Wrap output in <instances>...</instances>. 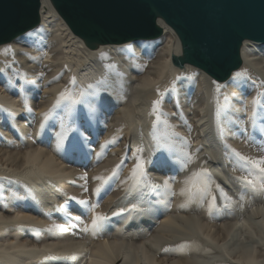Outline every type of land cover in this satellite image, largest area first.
I'll use <instances>...</instances> for the list:
<instances>
[{
	"label": "bare ground",
	"instance_id": "bare-ground-1",
	"mask_svg": "<svg viewBox=\"0 0 264 264\" xmlns=\"http://www.w3.org/2000/svg\"><path fill=\"white\" fill-rule=\"evenodd\" d=\"M29 3H31V6L35 3L34 8L37 9L39 18L28 27L31 23V13L33 11L24 13L21 26L25 29L16 35H14V30H11L0 38V50L8 45H11L14 49V55L12 53L8 56L0 55V69H3L0 72V104H3L14 114L12 118H9L6 113L0 112V178L7 177V179H0V264H140L139 261L141 260L144 261L142 264H153L155 260L153 262L151 259L148 260V256L144 260L145 255L142 257L143 259H140L141 255L135 254L134 249L131 247L159 246L156 253L161 252L160 254L164 255L163 247L166 248V245L169 244L161 245L159 243L161 239L158 236L160 224L159 226L156 224V219L158 215L166 210L165 203L167 202L165 201L167 200L157 203L156 201L162 194L165 199H168L171 191L163 187L158 190L149 188L143 196L139 195L140 197L133 199L125 194L127 186L123 191V195L121 194L122 197L114 199L112 198L114 196L113 187V192H110L112 197L106 196L105 199L111 197L110 199L114 200L108 202L107 199L108 206L105 205L106 207L103 209L110 220L100 232L109 233L114 218L117 217L113 213L121 212L122 214V211L132 209L134 205L139 211L126 212H130L132 216L141 213L142 216L139 215L138 220L125 222L126 224L122 222L120 227L118 226L119 228L116 229V233L115 230L113 233V229H111L112 234H115V239L107 237L113 241H108L107 238L108 240H105V242H97L96 239V243L89 245L86 242L88 239L85 241L86 235L84 237V232L81 229L83 225H86L84 220H88V213L84 211V206L70 199L72 196L80 199L81 195L80 190L78 191L75 188L77 185L71 183V179L75 177V174L73 171L72 173L65 170L66 167L64 168V166H71L67 165V162H64L66 165L62 163L66 158H63L62 162L58 160L60 163L56 162L58 157L56 159L55 156L54 158L50 155L51 149L53 152L55 151L51 146L48 153L47 148L49 147L47 146L51 137L54 135V137L59 138L66 133L67 139H69L68 134L72 129L79 127V130L75 129L79 132L72 131L77 136L71 132L70 136L73 134L72 140L70 139L68 145L65 146L69 148L70 143L73 146L71 141H76L78 146L82 144L83 147H86L88 140H90L91 145L88 147V151L98 154L110 146L102 147L106 140L128 131L127 135L131 137L133 145L132 152L136 153L137 148H143L142 154L148 161L146 164L147 172L151 169L162 171L160 175L153 179L155 183L162 184L165 179H168L167 173L172 174L171 172L175 170L177 158L182 162L184 159L182 153H191L189 147L197 150L202 142L196 140L193 144L191 142V144L187 143L185 149V146L181 144L182 139L171 137L169 150H156L155 140L151 135V127L155 117L149 115L152 102L160 99L156 90L159 89L161 92L166 93L163 97V101L165 100L163 111L170 114L167 119L171 125L175 126V132L179 133L180 137L186 138L187 141L189 136L186 137L178 131L176 121L171 122L173 121V115L186 114L190 106H194L199 102L197 99L204 102L203 112L210 113L215 108V98L219 96L222 105L225 103L229 105L227 111H223L215 123L213 121L209 122L210 124L205 123L206 116H202L203 118L200 120L198 127L207 139L217 136L215 143L212 142L215 146L222 140L237 149L230 143L234 139L228 140L233 133L230 123L235 121L236 117L250 116L256 111L257 118L260 119L258 123L261 130L264 131V106L261 104L254 106L252 104L253 99L258 97L257 94L259 95L264 91V85L261 84L264 81V43L244 38L238 47L239 58L237 61L239 65L223 79H217L204 68L198 66L196 61L192 59V50L189 51L185 47L182 34L179 35L177 30L173 28V21L161 13L156 12V25L160 30L158 36L144 40H123L122 37L115 39V35L113 36V34L96 24L76 19L72 20L64 13L62 2L40 0L39 3L33 1ZM101 52L107 53L110 59L101 61L99 59ZM32 57L35 59H32ZM110 63L116 65L117 71L124 74L123 77L117 76L115 72L106 73L104 66ZM8 65H11V67H8ZM244 70H247L251 77L250 80L244 77L234 79L237 72ZM41 73H43V76L40 75ZM105 75H108V83L98 85L100 91L95 96L82 98L78 95L87 84L96 83ZM56 77H59V79H54ZM72 77L76 78V85L70 84ZM214 81L222 86L219 93L216 92ZM173 83H175L176 90L167 92L166 90L172 88ZM65 88H68L76 95V99L82 102L73 104L72 100H66L60 108L53 109L59 94ZM225 96L228 97L227 101L224 99ZM142 100H144V103H140ZM209 103L213 104L214 107H210ZM28 108H31L32 112H29ZM50 110H52L51 116L45 122L42 114ZM79 114H85L84 122L75 120L74 117ZM197 116L199 117V115ZM103 121H108L111 124V130L109 132V129H107L109 133L106 131L108 134L104 139V143L101 141L102 145H100L101 143L98 141L97 144L95 137L93 139L88 138L86 132L87 130L92 134L97 132L103 124L106 125ZM68 122L73 123L71 127V123ZM42 123L45 125L44 128H41ZM66 123L69 128H66ZM55 125L60 127L52 131ZM121 129L122 131H119ZM163 131L162 126L161 133ZM59 133L61 134L59 135ZM82 137L87 139L84 140ZM97 139L101 140V137ZM35 141L39 143V149H37ZM94 141L99 145L98 147L92 144ZM141 142L145 143L140 144ZM33 144L37 148H34ZM212 144L211 146H213ZM40 145H44L45 149ZM113 146L111 148L114 149ZM222 147L223 149L220 152L218 151L219 156H217L222 160H211L207 165H203L201 160H197L190 171L185 173L182 178L179 179L178 177L177 183L180 191L184 187V179L201 167L207 168L211 174H214L217 170L214 167H217V165L226 168L233 166V158L225 156L227 149L224 144ZM68 148H65V150H68ZM69 149H71V146ZM80 149L82 148L80 147ZM80 149H77V153L73 152L72 159L80 160L79 162L86 161V157L81 156V159L79 156L78 151H81ZM113 149H111L112 152L117 151ZM65 150L62 152L63 155L67 153ZM55 153L58 155V152ZM87 155L89 156V154ZM60 159H62V156H60ZM111 172L110 168L109 171L105 170L101 175L109 176ZM225 172L222 169L218 176H212L217 182L223 178L221 175L226 174ZM124 177L126 178V176ZM50 179H55L52 182V188H50L52 199L47 203L40 196H37V201L31 200V194L34 197L36 196L35 191L32 189L48 187L51 184ZM121 181H124V178L120 173L117 182ZM80 182L77 180L74 183L80 184ZM89 186L91 187V185ZM96 186L97 183L92 181V188H89V190L91 189L94 193L93 190ZM118 188L120 190L121 187ZM213 191H216L215 188H213ZM239 191L241 190H232L229 195L234 200H238ZM90 194L89 192V196ZM90 199L87 198L86 200L89 201ZM95 200H97V197ZM95 200L93 199V203ZM219 200L220 197L217 194V202L222 204L223 201ZM185 202V196L181 199L175 198L173 207ZM63 204L68 206L66 213L58 210L59 206ZM188 208L193 209V212L197 209L198 212L202 210L196 204H192ZM203 212L205 214L207 211L203 209ZM197 215L196 217L187 216L185 220L190 219L198 232L200 230L197 226L202 228L204 225L201 214ZM217 215L221 216L222 214H216L215 217ZM77 216L80 217L83 223L74 219ZM121 218L123 221L122 216ZM130 218L132 219V217ZM90 220L86 222H91ZM116 223L117 221L112 226ZM57 224L68 227L69 231L67 233L47 231V229ZM197 232L194 238L201 240L199 247L180 249L177 246L178 244H175L177 246L175 250L179 252L180 258L167 261L165 260L167 257L164 255L166 258L163 257L161 261L172 262V264H215L218 260L211 258L217 260L214 263L209 258L214 250L208 247L205 238L200 237ZM253 249L256 248L247 246L242 249V252L250 253ZM131 250L134 256L127 253L128 251L132 253ZM175 250L173 249L174 254L176 253ZM173 251L172 253L170 251V253L173 254ZM147 252H150V249ZM168 252L164 251L166 254ZM74 255L80 258L78 260L62 259ZM53 257L61 259H52ZM155 259L157 260V258ZM219 262L221 261L219 260ZM252 262L255 261L252 259Z\"/></svg>",
	"mask_w": 264,
	"mask_h": 264
},
{
	"label": "rangeland",
	"instance_id": "rangeland-1",
	"mask_svg": "<svg viewBox=\"0 0 264 264\" xmlns=\"http://www.w3.org/2000/svg\"><path fill=\"white\" fill-rule=\"evenodd\" d=\"M261 65L263 66V64H261ZM261 93H264V91L261 92ZM190 96H192V94H190ZM257 96L259 97V99H261L263 97V99H261V101H262L261 105L264 106V103H263L264 102V96H260L258 94H257ZM197 100L199 102H197L194 106H190L189 109H188L189 111L186 114H183L184 116L182 114L179 115L180 117L178 115H173L174 116L173 117V121H171L172 123H174V121H176L175 124L177 125V127L179 129L178 131L181 132V134L186 135V137L189 136V137H187L188 144L190 142L193 144L196 140H199L202 143L198 146L197 150H194L193 148L191 149V147H189V150H191V154L194 156V162L190 163L186 170L179 169L181 167L180 166L181 161H179L178 158H177V165L178 166L176 165L175 166V170H173L171 172L173 175L169 174V173H167V175H166L168 177V179L169 178H174V180H170V182L172 183V189L169 190V191H171V192L174 191L176 194L175 195L170 194V196H168V199H165V196H163V194H162L161 196L158 197V199L156 201V203H157V202H160L162 200H167V201H165V202H167V203H165V209L166 210L163 211L160 215H158V218H157L158 220L156 219V224L158 226L160 224V226H159L160 227V229H159L160 231L158 232L160 235L158 234V236L161 237L160 240H162V242H160V240H159V243L161 245L169 244V245H166V248H168V249L170 248L171 249L170 250L171 253H172L173 249L175 250V247H177L178 245L183 244L185 242L189 243V247L188 248L196 247L193 244V242H198V245H200L201 244V240L194 238L196 236V232H197L196 231V226L194 225V223H191L190 219H188V220H185V219H186L187 216H195L196 217V216H198L197 214H201V216L203 217V225H204V227L200 228V226H197L198 229L200 230V231L197 232V234H199L200 237L205 238L206 244L208 245V247L210 249L212 248L214 250V251L211 250L212 254H210L209 258L210 259L211 258L212 259L213 258L217 259L218 261L211 259L212 261H214V263L217 261L215 264H249V263L251 264V263H253L252 259L257 264H264V254H263L264 253V197L254 196L251 192H249L246 195L245 202L243 204V209L242 210L241 209L238 210V207H237L233 211L223 212V213H221L222 214L221 216L217 215L216 217L215 216L210 217L207 212L204 214L203 209L207 211V209H206L207 205H205L202 208V210H199L200 213L198 212V209L194 210V212H193V209H191V208H187V209L181 208L180 205H182V204H180L177 207H173V202L175 201V198L181 199L183 197V195H181L180 187L178 186V183H177L178 177L180 179V177L182 178V176L185 175V173L190 171L194 167V164H195V162L197 160L198 161L201 160L203 165H205V164L207 165L209 163V161L211 162V160L212 161L213 160L214 161L215 160H222V158H218L217 156H219L218 153L221 151V149H223L222 146H223V144L225 142L220 140L218 142V145L216 144V146H215L214 144H212V142L215 143L214 141H216L217 136H214L212 139L211 138L207 139V137H205L202 134V132H200V128L198 127V125L200 123V120L203 118L202 116H206L207 120L205 121V123H207V124H210L212 121L214 123H215V121L217 122L218 118L216 116V110H215V108H213V111H211L210 113L209 112L208 113L203 112L204 102L201 101L200 99H197ZM164 102H165V100H164ZM140 103H144V100H142V102H140ZM167 105H168V103H167ZM209 105H210V107H214L213 104L209 103ZM199 108H200L201 114H200ZM254 112L256 113V111H254ZM197 115H199V117ZM252 116H253V113L250 116H244V117H240V118L238 117L239 119L236 117L235 121L230 123V125H232L231 129H233L232 130L233 133L231 134L233 137L230 135L228 140L229 139H231V140L234 139L231 142L230 141L229 142L233 146H235L238 149V151H240L242 154L251 155V156H264V151H261V147H260L262 144H264V131L261 130L260 124L258 123L260 119L257 118V115H256V118H255V121H253L251 119ZM175 117H178V118H175ZM74 118H75V120H78L79 122H84L83 120L85 118V114H79V115H77ZM68 123H71V122H68ZM103 123H106V125L103 124V126L100 127L101 129L99 128L98 131L93 133V134L89 130H87L86 134L88 135V138L93 139L95 137L96 142L98 141L99 143H101V141H102L104 143V139H105L106 135L111 130V124H109L108 121H103ZM72 124L73 123L70 124V127H71ZM113 125H115V124H113ZM65 126H66V128H69V125L67 123H66ZM59 127H60L59 125L58 126L55 125L54 129H52V131L57 130V128H59ZM75 129L79 130V127H74L72 129L73 132H79V131H77ZM107 129H109V132L107 131ZM151 129H152V127H151ZM71 132H70V134H71ZM127 132L128 131H124L120 136L117 135L118 137L111 135L112 137H110L108 140H111L114 137L115 138L117 137L116 143L115 144H109L110 146L108 145L109 147L106 148L105 151H103L102 153H98V154L97 153L95 154L92 151L91 152L88 151V149H89L88 147H90V145H91L90 144V140H88V144H87L86 147L85 146L83 147L82 144H81V146L79 145L82 149H80V147L78 146V142H76V141H75L76 143L74 141H71L72 144H73V146H72L71 143H70L71 149H69L70 146H69V148L66 147L65 145L66 144L68 145V143L70 142V139H71V137H73L72 135L74 133L71 136H70V134H68V136H69L68 138L69 139H66V141H65L64 150H65V148H68V150L67 149L65 150L67 152L66 154L63 155L62 152H60V153H58V155H56L57 153H55V152H57V151L53 152L52 149L50 150L51 151L50 152L51 156H53V157L55 156L56 159L58 157V159L56 161L57 163L62 162L66 158L62 163L67 162L68 163L67 165H71L72 166V167L71 166H64L65 163L63 164L64 168L66 167L65 170H68V172L69 171H71V172L73 171L74 174H75L74 176L77 178V180L81 181L80 184H77L78 182L77 183H73V182L77 181L75 177H72L73 180L71 179V181H72L71 183H73L72 185H77V187L75 186V188H77L78 191L80 190V192H79V193H81L80 199L81 198L82 199L83 198L84 199H87V198L90 199L92 197L89 200V202L91 201L93 203V199L95 200L96 197H97V200H95L94 203L97 201V202H99L101 204L100 207H102V208L97 209V211L100 210V212H102V213H106L105 210H103V209H105V207H106L105 205L108 206V202L113 201L115 198L119 199V198L122 197L123 191L128 186V184L124 183V185H123V181L117 182V181H119V178L118 179H113V180H111L109 182L110 185H111V189L108 190L107 193L102 191L100 193L101 196L100 195L97 196L95 193H92L91 189L89 190V188H92V181H93V183H97V185L99 183L98 181L96 182V180L93 179L94 176L101 175V174H103V172L105 170L109 171L110 168L113 171L114 169H116V166L118 164L121 165V167H120V169H118V171L122 174L124 180L129 177L130 171H131V169L133 167V164L136 163V160H135V157L133 155L134 153L131 150V148L133 146L132 145V140H131V137L127 135ZM142 132H144V131H142ZM60 134L61 133H59V135ZM64 134L63 135L65 137H67V134L66 133H64ZM145 134H146V132H145ZM75 136H77V134ZM96 137L97 138L101 137V140L97 139ZM52 138L56 139L57 137L56 136L54 137V135H53V137H51V140H50L51 142L49 141V144L47 146V147H49V148H47L48 153H49L48 149H50V146H51V148H53V150H55V147H56L55 141L56 140L58 141V139H59V138H57L56 140H54ZM52 140H53V143H55V144L52 143ZM67 140H69V141L67 142ZM127 140H129V141H127ZM183 141L181 142V144L184 145L185 149H186V146L188 144L185 145V142H183ZM36 142L37 141H35V144H37L36 146L38 147L39 143L38 142L36 143ZM98 142H97V144H98ZM144 143L145 142H141L140 144H144ZM35 144H33V146ZM92 144L94 146H97V147L99 146V145H97L95 143V141L92 142ZM211 144L213 146H211ZM52 145L55 146V147H53ZM100 145H102V143ZM117 145L119 147H116ZM243 145H245V146H243ZM41 146L42 145H40V147ZM76 146H78V147H76ZM111 146H113L114 149L111 148ZM37 147L34 146V148H37ZM240 147L241 148L243 147V148L241 149ZM43 148L45 149V147H43ZM110 148L113 149V150H117V151L112 152V150ZM117 148H119V149H117ZM123 148H124V150H122ZM37 149H39V147ZM77 149L81 150V151H78L79 152V156L80 157L81 156L82 157H86L87 158L86 161H81L82 162L81 163V162H79L80 160L76 161V159H72L73 158L72 157L73 154L75 152L77 153ZM141 149H143V148L141 147ZM244 149H246V150H244ZM70 150H72V151H70ZM192 150H194V151H192ZM87 154H89V156ZM214 154H215V156H214ZM60 156H62V159H60ZM82 157H81V159H82ZM73 160H75L76 162H74ZM223 160H224V158H223ZM121 161H123L122 164H121ZM109 164H110V166H109ZM104 167H106V168H104ZM214 168L217 169V170L212 175L218 176V174L222 171V169H224L226 171L225 172L226 174H224V175L222 174L221 176L223 178L220 179L219 181H217V183H219L225 189V191L228 192V194L232 190H241L238 193V198H239V195L242 192V188H241V185L237 181H235L233 179V177L244 175L245 173H243V172H241L239 170L233 171V166L229 167V168H226L224 166L217 165V167H214ZM89 169H90V171H89ZM146 169H148V168L146 167ZM150 171L148 172V174L152 175V176H149L152 181H153V179L156 178V176H158V175H160L162 173V171H154L152 169ZM85 172H88V179L90 177V179L88 180V186L91 185V187L89 186V188H88V191L91 193L90 196H89V192H85L84 190H82V187H80V185L83 184L82 183L83 181L79 179V176H81V174H83ZM124 176H126V178ZM50 180H51V184H49L48 187H42V188H38V189L33 188L32 189V190L35 191V193H36L35 195L36 196L34 197L31 194V196H30L31 200L37 201L38 200L37 196H40V198L44 199L45 203H47L48 201H50L52 199V192H51L50 188H52V182H54L55 179H50ZM115 183L117 184V187H116ZM113 187H114V189H113ZM118 187H121L120 190L122 191V193H121V191L119 190ZM112 189L114 191V193H113L114 196L113 197H112V194H110ZM87 195H88V197H87ZM81 196H84V197H81ZM106 196H111L114 199L113 200L110 199L111 197H109V199H108V197H107L108 202L106 203V200H107V199H105ZM130 197L134 199L135 197H140V196L138 194H133V196L130 195ZM220 200H221V198H220ZM166 206H167V208H166ZM201 211L203 212L204 215L202 214ZM139 215H140V217L142 216L141 213L136 215V216H132L130 212H126V211L125 212L122 211V214L116 215L117 217L114 218L113 223H115L117 221V223H116L117 225L114 224V226H116L117 228L112 226L113 223L111 225V229H113L112 230L113 233H114V230H115V233H116V229H118L120 227L122 222L124 224L125 222L128 223V222H131L133 220H138L140 218ZM87 216L86 217L88 218V220L86 219V221H89L91 216H92V213H88ZM121 216L123 217V221H122ZM130 217H132V219ZM124 218H126V219H124ZM86 221L84 220V223L86 225H90L91 222H86ZM159 221L161 223L163 221V223L161 224ZM86 225H83V227H81V229H83ZM111 229L109 230V233L108 232L107 233H101L100 232L101 235L99 233L95 237L92 236L91 233H87L86 234V232H84V231H82V232H84L83 233L84 237H85V235L87 237V238L85 237V241H86V239H88V241H86V242H88L89 245H90L92 243H96V239H97V242H105V240L109 239L108 237H110L111 239L114 240L115 239V237H114L115 234H112ZM113 240L109 239L108 241H113ZM170 244H171V246H170ZM172 244H174V245H172ZM175 244H178V245L176 246ZM247 246H250L252 248L254 247L256 249L255 250L254 249L251 250L250 253L249 252L248 253L247 252H242V249L244 247H247ZM131 248L134 249V253L135 254L138 253V254L141 255L140 259L144 258V260H145L146 257L148 256L147 257L148 260L151 259L152 262H153V260H155L156 264H172V262H163V261H161V259H163L164 255H166L167 259H165L166 257H164V259L167 260V261H170L173 258H175V260L180 258V254L176 250H175V252H176L175 254H174V251H173V254H171L170 251L167 253L168 255L166 253H164L165 246L163 247V250H162L164 255L160 254L161 252L160 253H156L157 249L159 248V246H154V245L151 246L150 245V247L149 246H143L142 248H140V247L139 248L138 247L134 248L132 246ZM188 248H185V249H188ZM138 249H140V250H138ZM149 249H150V252H147V251H149ZM125 250H126V248H125ZM131 252H132V250H131ZM145 252H146V254H145ZM127 253H129L131 255L134 254L133 252L130 253V251H128ZM169 254H171V255L169 256ZM151 255H152V257H151ZM216 255H217V257H216ZM219 255H221L220 256L221 259L219 258ZM155 258H157V260ZM219 260L221 262H219ZM141 261H139L140 264L144 263L143 260H141ZM249 261H251V262H249ZM155 263L153 262V264H155Z\"/></svg>",
	"mask_w": 264,
	"mask_h": 264
},
{
	"label": "water",
	"instance_id": "water-1",
	"mask_svg": "<svg viewBox=\"0 0 264 264\" xmlns=\"http://www.w3.org/2000/svg\"><path fill=\"white\" fill-rule=\"evenodd\" d=\"M40 0H0V38L21 26L24 13H31L30 27L38 11L29 2ZM62 2L72 20L96 24L115 39L144 40L158 36L156 12L173 21L182 34L192 59L217 79L237 67L239 45L250 39L264 43V0H54ZM117 42V41H115Z\"/></svg>",
	"mask_w": 264,
	"mask_h": 264
},
{
	"label": "snow or ice",
	"instance_id": "snow-or-ice-1",
	"mask_svg": "<svg viewBox=\"0 0 264 264\" xmlns=\"http://www.w3.org/2000/svg\"><path fill=\"white\" fill-rule=\"evenodd\" d=\"M31 35V33H29ZM130 47V46H128ZM10 53L14 55V49L11 47V45H8L4 47L2 50H0V55L8 56ZM32 59H35L32 57ZM99 59L101 61L103 60H109L110 57L107 53L101 52L99 54ZM8 67H11V65H8ZM66 67V66H65ZM106 69V73H113L119 77H123V73L117 71L115 64H107L104 66ZM3 69H0V72H2ZM43 76V73L40 74ZM241 77L251 79L249 76L247 70L237 72L234 79H239ZM54 79H59V77H56ZM108 83V75H105L101 80L97 81L96 83H89L86 85V87L78 93L80 97H88V96H95L99 91L98 85L101 84H107ZM216 85V92L219 93L221 89V85L219 83L213 82ZM71 85H76L77 80L75 77H72L70 80ZM262 85H264V81L261 82ZM175 83H173L172 88L167 89V92L175 91ZM158 95L160 96V99H156L152 102V108L149 113V115L154 116L155 120L152 125V133L153 139L155 140V148L157 151H165L169 150V141L171 137H179L180 139L184 140L185 144L188 143L186 138L180 137V134L175 132V126L171 125L167 119V117L170 115L169 113H166L163 111V97L165 96V92H161L159 89L156 90ZM260 96H264V93H260ZM225 101L228 100V97L225 96ZM66 100H72L73 104H79L82 101L76 99V95H74L68 88H65L64 91H62L59 94V98L57 99L55 105L53 106V109L60 108L62 103ZM252 104L260 105L261 101L259 97L253 99ZM27 107V104L25 105ZM229 108V105L227 103L221 104L219 96L215 98V110H216V116L219 119L223 111H227ZM29 112H32L31 108H28ZM0 112L6 113L9 118H12L14 114L7 109L3 104H0ZM52 110L49 112L43 113V119L45 122H47L51 116ZM34 114V113H33ZM256 113L253 112V116L251 119L255 121ZM44 124H41V128H44ZM161 126H163V133H161ZM119 131H122L119 130ZM67 137L61 135L57 141L55 151L58 153L63 152L64 145ZM82 139L86 140V137H82ZM116 138H113L111 140H106L104 145L102 147H105L109 144H115ZM224 147L227 149L225 152V156H230L233 158V171H241L245 173L244 175L235 176L233 179L237 181L242 188V192L239 195L238 200H234L232 196L228 194L225 189L216 182L215 178L212 176V174L207 170V168L201 167L200 169H197L193 171L190 175H188L183 183L184 187L181 190V195L186 197V202L182 205H180L181 208H188L192 204H196L199 207L203 208L205 205H207V213L210 217L215 216L216 214H220L223 212H230L233 211L235 208L243 209V204L245 202V198L247 193L251 192L254 196L258 197H264V156H250L242 154L237 149L233 148L231 145H228L226 142L224 143ZM261 151H264V144L261 146ZM143 149L137 148L136 153H134V157L136 160V163L133 165L130 175L127 179L123 181V183L128 184V187L125 189L126 195H133L138 194L140 196H143L147 189L152 188L153 190H158L161 187L171 190L172 189V183L170 180H174V178L165 179L162 184H157L154 181L151 180L149 177V174L146 170V164L148 161L143 156ZM184 159L182 160L180 166L181 170H186L188 168V165L190 163L194 162V156L191 153L183 152L182 153ZM123 161H121V164ZM121 165H117L116 169H114L109 176L104 175H97L94 176L93 179L98 181V185L93 190L94 193L99 196L102 191L107 193L108 190L111 189L110 181L113 179H118L120 176V172L118 169H120ZM0 179H7V177H3ZM80 180L83 181V184L80 185V187L83 188L85 192L88 191V173H83L80 177ZM131 181V183H129ZM74 183V182H73ZM213 188H215V192L213 191ZM172 195H175L176 193L174 191L171 192ZM217 194L223 201L222 204H218L217 202ZM71 200L76 201L79 205L84 206V211L86 213H92L91 216V223L90 225H86L82 231L86 233H91L92 236H97L100 231L107 225L108 221L110 220V217L102 213L100 211H97V209L100 208V203H90L86 199H78L75 196L70 197ZM170 206V205H169ZM67 204H63L59 206L60 211L67 212ZM126 211H139V209L134 205L132 209H127ZM121 213H113V215H120ZM77 221H80V223H83L82 220H80V217H74ZM49 232L53 233H67L69 231L68 227H65L63 225H53L51 228L47 229ZM193 244L196 247H199L198 242H193ZM180 249H185L189 247V243L185 242L183 244L178 245ZM165 252L170 251V249L165 248ZM210 251V250H209ZM79 256H71V257H65L62 259H69V260H78ZM52 259H61L59 257H53ZM255 264V262H253Z\"/></svg>",
	"mask_w": 264,
	"mask_h": 264
}]
</instances>
